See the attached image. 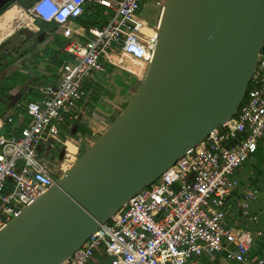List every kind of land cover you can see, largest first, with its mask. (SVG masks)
Returning a JSON list of instances; mask_svg holds the SVG:
<instances>
[{
    "label": "built area",
    "instance_id": "2783aa9c",
    "mask_svg": "<svg viewBox=\"0 0 264 264\" xmlns=\"http://www.w3.org/2000/svg\"><path fill=\"white\" fill-rule=\"evenodd\" d=\"M148 1L34 0L23 7L30 25L38 20L56 24L72 59L58 82L36 86L40 98L24 104L28 123L15 127L14 111L0 117V229L60 176L47 155L64 148V173L78 159L81 153L71 151L61 137V124L66 116L76 117L87 96L84 83L106 70L107 55L116 49L144 66L153 59L161 17L152 24L142 15ZM94 3L107 9L104 24H76ZM157 4L163 7L162 1ZM6 125L8 134L1 132ZM263 137L264 44L237 113L131 196L62 264H96L98 248L109 257L106 264H204L203 257L215 260L223 252L228 259L251 262L254 237L263 233L254 227L251 205L261 191L243 187L236 171L257 153Z\"/></svg>",
    "mask_w": 264,
    "mask_h": 264
},
{
    "label": "water",
    "instance_id": "95a60500",
    "mask_svg": "<svg viewBox=\"0 0 264 264\" xmlns=\"http://www.w3.org/2000/svg\"><path fill=\"white\" fill-rule=\"evenodd\" d=\"M162 3L141 85L71 167L0 229V264H62L237 113L264 44V0Z\"/></svg>",
    "mask_w": 264,
    "mask_h": 264
},
{
    "label": "crops",
    "instance_id": "0c3cea01",
    "mask_svg": "<svg viewBox=\"0 0 264 264\" xmlns=\"http://www.w3.org/2000/svg\"><path fill=\"white\" fill-rule=\"evenodd\" d=\"M16 4H18L21 8L24 7L19 2H15L14 5ZM96 4L97 3L87 5V9L89 10L91 8L92 10L94 9L95 11L94 5ZM87 9H86V14L84 15V17H87ZM105 10L107 9L105 8ZM75 23L78 25L90 26L84 22H81L79 19H77ZM51 24H54V23L45 22L41 20L36 21L34 24L35 29L33 30H34V33L36 34L37 42H38V36L43 31L46 32L45 40L43 42L37 43L38 46L42 44L39 47L38 52L43 51L47 45H52L53 40L56 38V35L62 36L61 33L56 30V28L50 29V30L47 29V27L50 26ZM37 26L40 27L39 30H37ZM16 32H18V29H15V31L11 35H9L3 41H1L0 45H2L3 42H6V41L9 42V40L15 36ZM8 45H10V43H8ZM120 55L126 56L125 54H123L122 52L116 49L111 51L107 55L106 70L104 72L98 73L101 76L99 77V75L97 76L93 75L92 77H90L89 79L85 81L84 87L86 88L87 96L85 97V99L79 102L77 111H76L77 113L76 117L73 118L70 116H66L64 121L62 122L61 137L63 139H68V146L71 151L81 153V147L84 145V143H86V141L88 145V143L92 142L93 137H95L97 134L103 133L109 127L110 122L114 118L111 119V117H109L107 114L109 115L115 114L116 112H118V108H119L118 104H124L119 100L120 97H118V93H115V91H113L112 89H109L111 87L110 85H112L109 83V81L112 79V75H114L115 73L116 66H118L117 62L119 61ZM128 59L131 61L133 65H135L134 62H137V61L132 60L129 57ZM29 62H33V61L30 60ZM15 63L11 64L9 67L4 69V71L9 69L4 79L11 72L22 69V67L12 68V65H14ZM139 63H142V62H139ZM37 66H39L40 69H38V72H37L38 74L36 75H44V76L50 77L51 74L47 72L46 70V63H41ZM60 72L57 73L58 76L55 79L53 78L52 80H49L47 82H40V83L33 79H29V81H27L28 83L19 85L13 90L11 94V100L13 103V107L12 109H10L9 112L14 111V120L16 122L15 127L24 125L25 123L24 121L26 120L24 114L18 115V118L15 119V113H17V109L24 108L25 107L24 104L28 102L27 99H23L25 96L23 92L24 91L23 89L25 88L24 86L29 85V86H33L36 89V86L41 85V84L56 83L60 79ZM142 72L144 73V70H142ZM142 72L136 73L134 70L131 69V67H128V73H132L136 77L142 75ZM125 100L126 101L128 100L127 97L125 98ZM8 127L10 130V124H8ZM64 128H67L68 131L65 130ZM9 130L7 129V125H6V127L2 129L1 132L8 134ZM71 133H74V134H71ZM263 146H264V137L260 141V149L257 151V153L251 156L249 161L245 162L236 171V174L240 178L241 184L243 187H257L261 191L258 200L253 202L251 205L252 215L256 217V224L254 225V227L256 230L260 229L263 231L261 235H255L254 237L251 251L249 254V258L251 262H240L237 259H228L225 255V252H223V253H219L215 260H211L209 258L203 257L202 262L204 264H208V263L209 264H253L255 261H258L259 259L264 260V155L262 152ZM56 150L61 151V153H58V154H61V158H58V160L60 161L61 159H63V156H64V148L62 146H59ZM241 190L240 188H238L236 190V193L241 192ZM106 259H107L106 261L107 263L109 261V257L107 255H106ZM95 263L101 264L97 262V260H95Z\"/></svg>",
    "mask_w": 264,
    "mask_h": 264
},
{
    "label": "trees",
    "instance_id": "16d2710c",
    "mask_svg": "<svg viewBox=\"0 0 264 264\" xmlns=\"http://www.w3.org/2000/svg\"><path fill=\"white\" fill-rule=\"evenodd\" d=\"M33 1L34 0H24L21 5L27 7L31 5ZM13 4H15V2H12L0 9V15L8 8H10ZM94 6L95 11L91 8L89 10L87 9V17L79 18L81 22H84L87 25H102L105 22L107 17L105 7L99 4H96ZM55 27L56 25L54 26V28ZM17 33L18 32H16V34ZM7 44L8 41L3 42L2 45H0V49H2ZM65 44L66 41L62 40L59 35H56V38L53 40L52 45H47L43 51L35 54V61L33 64L37 66L41 63H46V70L51 74L50 77L44 75H34L33 77L30 76L27 73V65L23 63L22 69L15 70L8 74L5 79L0 80V116L6 115L10 111V109H12L13 103L11 100V94L16 87L28 83L27 81H29L31 77L33 80L40 83L47 82L49 80H52L53 78L55 79L58 76L57 73L62 70L63 65L68 60L72 59V55L64 49ZM22 54L23 53L20 50V45L13 46L8 50H5L2 54H0V69L4 70L11 64L17 62L21 58ZM23 90H25V96L23 99H27L29 101L37 100L40 98L39 91L33 86L28 85ZM20 114L25 115L26 120L24 121V124L30 121V117L27 115L24 108L17 109V113H15V119H17L18 115ZM95 259L101 264L106 263L107 259L103 248H98L96 250Z\"/></svg>",
    "mask_w": 264,
    "mask_h": 264
},
{
    "label": "rangeland",
    "instance_id": "374dc122",
    "mask_svg": "<svg viewBox=\"0 0 264 264\" xmlns=\"http://www.w3.org/2000/svg\"><path fill=\"white\" fill-rule=\"evenodd\" d=\"M21 1L19 3H22ZM159 1H163V0H159ZM149 3H150V0L148 1V5H149ZM156 9H157L156 10L157 12L153 17H151V15H150L153 10L148 6L145 8V10L141 11V13H142V15L150 18V21L152 22V24H155L158 22V19L161 17V14L163 11L162 4H156ZM27 22L28 21H25V22L20 21V23L15 26V28L12 30L10 35L15 31V29H18V33L15 34V36L12 39L9 40L8 43H10V45L7 44L4 48L0 49V54H2L5 50H8L10 47L20 45V50L23 54L21 55V58L14 65H12V68H20V67H22V65L24 63L28 67L27 73L33 77L34 75L38 74L37 73L38 69H40L39 66H34L33 63L35 61V54L38 52L39 47L42 44L39 46L37 45L38 42L36 41V34L34 33V30H33V29H35V26L33 24L30 25V22H28V24H27ZM54 26H55V24H51L50 26L47 27V29H49V30L53 29ZM59 37L62 40L67 41V39H65L63 36L59 35ZM30 60L33 62H29ZM134 63H135V65H133L131 63V61L128 59V57L120 55L119 61L117 62L118 66H116L115 73H114V75H112V79L109 81V83L112 84V85H110L111 87L108 86V87H110L109 89H112L113 91H115V93H118V97H120L119 100L125 104V105L124 104H118V107H119L118 108V114H119V112L121 113L125 109L126 104H128L130 102V100L132 99V97L134 96L136 90L141 85L142 79L145 76V73L147 72V69L149 66L148 63H146L145 66L143 63H139V62L138 63L134 62ZM128 67H131V69L134 70L136 73H141L142 70H144V73L142 72V75H140L138 77H133V74L128 73ZM12 68H10V69H12ZM8 71H9V69L6 71L0 69V80L4 79V77H5L6 73H8ZM93 75H96V76L99 75V77L101 76L98 73H93ZM32 77H31V79H32ZM24 87H26V86H24ZM23 92L25 94V90ZM126 97L128 99L127 101L125 100ZM106 114H107V112H106ZM107 115L109 117H111V119H113V118L115 119V117H116V114H113V115L107 114ZM64 129L68 131L67 128H64ZM71 134H74V133H71ZM98 135L99 134H97L96 136H98ZM92 142H93V140H92ZM86 149H87V141L81 147V153L84 152ZM58 153H61V151L54 150L49 155H47L46 157H48V158L57 157L56 159L61 158V154H58ZM79 156H80V154H79ZM249 159L246 162H248ZM56 170H57V173L60 174V176H62V174L64 173V172H62L60 161L56 165ZM56 177H57V175H56Z\"/></svg>",
    "mask_w": 264,
    "mask_h": 264
},
{
    "label": "bare ground",
    "instance_id": "6f19581e",
    "mask_svg": "<svg viewBox=\"0 0 264 264\" xmlns=\"http://www.w3.org/2000/svg\"><path fill=\"white\" fill-rule=\"evenodd\" d=\"M21 13H24L23 8H21L19 5L16 4V5L10 7L5 13H3L0 16V20L3 19L0 22V33L3 31L1 38H5V37L10 35L12 30L17 25V23L15 24V22L19 18L18 15ZM12 25H14V26H12Z\"/></svg>",
    "mask_w": 264,
    "mask_h": 264
},
{
    "label": "flooded vegetation",
    "instance_id": "af4514ba",
    "mask_svg": "<svg viewBox=\"0 0 264 264\" xmlns=\"http://www.w3.org/2000/svg\"><path fill=\"white\" fill-rule=\"evenodd\" d=\"M21 0H0V9H2L4 6H6V5H8V4H10V3H12V2H20ZM24 0H22L21 2H23ZM156 4H157V1L156 0H150V3H149V5H147L148 7H150L153 11H152V13L150 14L151 15V17H153L155 14H156ZM146 6V7H147ZM19 16V18H18V20L15 22V24L17 23V24H19L20 23V21H29L28 20V18H27V16H26V14H25V12L24 13H21V14H19L18 15ZM3 19H1L0 20V22L2 21ZM28 23V22H27ZM12 26H14V25H12ZM12 29V28H11ZM3 34V31L0 33V42L1 41H3L5 38H1V35ZM8 37V36H7ZM132 74V73H131ZM133 77H136L134 74H133ZM58 162H59V160L58 159H56V158H52V159H50V160H48V164H49V166H50V168L53 170V171H55V172H57V170H56V165L58 164ZM59 177L57 176V177H55V181L58 179Z\"/></svg>",
    "mask_w": 264,
    "mask_h": 264
}]
</instances>
